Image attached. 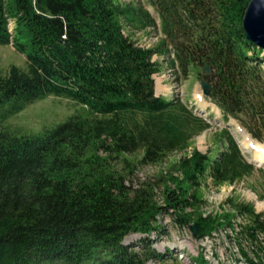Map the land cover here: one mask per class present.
Masks as SVG:
<instances>
[{"label":"trees","instance_id":"obj_1","mask_svg":"<svg viewBox=\"0 0 264 264\" xmlns=\"http://www.w3.org/2000/svg\"><path fill=\"white\" fill-rule=\"evenodd\" d=\"M248 1L147 0L157 19L144 0H0V44L27 59L0 70V264L165 262L151 235L170 209L180 226L198 223L199 238L236 231L247 263L263 264L262 212L235 196L220 213L204 210L209 183L235 185L257 165L231 126H217L210 149H198L210 120L176 94L157 95L155 80L164 67L178 81L200 74L223 119L264 144V53L242 27ZM149 30L155 43L140 45L135 37ZM205 64L209 74L196 71ZM52 95L83 111L37 135L3 125ZM178 152L187 153L154 180L132 182L138 166ZM194 261L207 264L202 254Z\"/></svg>","mask_w":264,"mask_h":264},{"label":"rangeland","instance_id":"obj_2","mask_svg":"<svg viewBox=\"0 0 264 264\" xmlns=\"http://www.w3.org/2000/svg\"><path fill=\"white\" fill-rule=\"evenodd\" d=\"M152 14L158 19V13L156 9L148 4L147 0H144ZM10 31L15 32V21H10ZM138 39L140 45L150 46L154 44L157 37L154 36L153 30L146 32H140L135 37ZM158 57L155 56V60ZM27 64L26 56L20 53L14 45L11 43L3 45L0 44V70H7L12 65L25 68ZM163 71L155 75L156 80V93L161 95L166 93L167 96L174 94L181 97L183 100H188L189 104L194 108L197 107L201 110H206L208 118L211 123L210 129L197 136L195 139V146L203 152H207L210 149V134L217 128V126H224L228 123L231 124V129L238 139L243 151L248 158L256 159V152L254 148L250 147L248 134L243 128H239L240 124L235 119H230L229 122H225L223 114L215 108L211 102L204 100L202 103L197 100V94L202 93V86L200 80V74L196 73L190 76L187 81H178L174 76V71L164 67ZM196 71L202 72L201 68H197ZM202 95V94H201ZM165 96V95H163ZM82 108L72 99L48 96L42 100L36 101L28 105L21 112L8 116L3 125L11 131H15L19 135L30 134L37 135L45 129H52L60 123L65 122L72 115V113L82 112ZM204 114V112H203ZM202 115V113H201ZM205 115V114H204ZM203 116V115H202ZM253 141V138L249 136ZM254 142V141H253ZM256 144L261 149H264V144ZM191 152V148L188 150ZM187 152H178L172 154L166 161L157 165H145L138 166L135 173L131 175L132 182L137 184L139 182L147 181L148 179L154 180L159 175L160 171H166L170 169L171 164L176 162L178 158L185 155ZM257 160V159H256ZM204 199L206 201L205 212L216 213L223 202L228 197H238L241 201L251 203L255 206L256 211L264 214V199L259 198L260 194H264V165L257 164V169L254 170L252 176L246 177L242 182L235 185H224L220 188L213 186L211 183L203 189ZM157 200L159 203H163L161 188L157 189ZM228 208V207H227ZM169 213L161 215L159 221L162 225L163 231L156 232L151 235L154 241L153 247L162 253H169L168 260L165 262L150 261L148 264H174L170 257H175L178 264H196L194 257H198L200 254L204 256L207 264H248L246 257L241 251V247L248 248L246 243L240 239H236L234 230L228 227H222L219 230L213 232L211 236L204 238H194L189 226H180L175 221L173 215L171 216V209ZM237 224L243 223L245 219L238 217L235 220ZM240 227L235 224V229ZM141 238V235H131L126 239L125 243L134 242ZM242 243V246L240 244ZM253 254L249 252V256ZM264 264V260H263Z\"/></svg>","mask_w":264,"mask_h":264},{"label":"water","instance_id":"obj_3","mask_svg":"<svg viewBox=\"0 0 264 264\" xmlns=\"http://www.w3.org/2000/svg\"><path fill=\"white\" fill-rule=\"evenodd\" d=\"M245 9L242 27L245 32L246 38L258 48L264 50V0H250ZM203 72L209 74L211 66L205 64ZM202 86V94L206 97L211 95L212 85L204 79L200 80ZM199 224L192 223L189 229L194 238H198Z\"/></svg>","mask_w":264,"mask_h":264},{"label":"bare ground","instance_id":"obj_4","mask_svg":"<svg viewBox=\"0 0 264 264\" xmlns=\"http://www.w3.org/2000/svg\"><path fill=\"white\" fill-rule=\"evenodd\" d=\"M249 144H251V146H252V148H254L255 149V152H256V159L258 160V161H261L262 163H264V150L263 149H261L256 143H254L253 144V142L252 141H250V139H249V142H248ZM255 145V146H254ZM150 262V261H149Z\"/></svg>","mask_w":264,"mask_h":264},{"label":"crops","instance_id":"obj_5","mask_svg":"<svg viewBox=\"0 0 264 264\" xmlns=\"http://www.w3.org/2000/svg\"><path fill=\"white\" fill-rule=\"evenodd\" d=\"M161 95H165V96H167L166 93H163V94H161ZM186 101H188V100H186ZM188 102H189V101H188Z\"/></svg>","mask_w":264,"mask_h":264}]
</instances>
